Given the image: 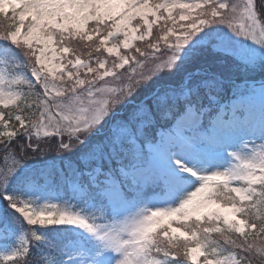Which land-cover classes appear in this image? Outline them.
I'll use <instances>...</instances> for the list:
<instances>
[{
	"label": "snow or ice",
	"instance_id": "obj_1",
	"mask_svg": "<svg viewBox=\"0 0 264 264\" xmlns=\"http://www.w3.org/2000/svg\"><path fill=\"white\" fill-rule=\"evenodd\" d=\"M0 264H264V0H0Z\"/></svg>",
	"mask_w": 264,
	"mask_h": 264
},
{
	"label": "rangeland",
	"instance_id": "obj_2",
	"mask_svg": "<svg viewBox=\"0 0 264 264\" xmlns=\"http://www.w3.org/2000/svg\"><path fill=\"white\" fill-rule=\"evenodd\" d=\"M260 78H261V77H260V74H258V73L255 74L254 77H253V79H255V80H257V81H258Z\"/></svg>",
	"mask_w": 264,
	"mask_h": 264
}]
</instances>
